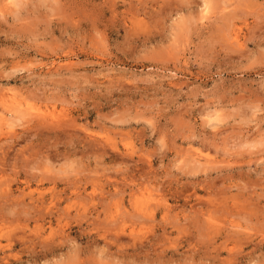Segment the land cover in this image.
<instances>
[{"label": "clouds", "instance_id": "obj_1", "mask_svg": "<svg viewBox=\"0 0 264 264\" xmlns=\"http://www.w3.org/2000/svg\"><path fill=\"white\" fill-rule=\"evenodd\" d=\"M87 3L95 16L73 25L70 0H0L5 24V11L19 22L28 5L36 20L0 47V168L33 183L97 189L47 211L27 203L30 214L10 201L0 214V264L9 253L18 257L9 264H264V87L242 83L264 71V0ZM58 59L75 63L54 68ZM231 63L240 71L227 77L240 83L222 91L217 76ZM29 105H55L71 120L62 131L46 128ZM193 189L229 197L212 209L218 226L199 211L205 201L184 200ZM73 199L84 206L66 208ZM17 224L27 227H2ZM125 225L151 231L110 243ZM67 244L92 251L65 260Z\"/></svg>", "mask_w": 264, "mask_h": 264}, {"label": "rangeland", "instance_id": "obj_2", "mask_svg": "<svg viewBox=\"0 0 264 264\" xmlns=\"http://www.w3.org/2000/svg\"><path fill=\"white\" fill-rule=\"evenodd\" d=\"M72 6H73V12L71 15V23L73 25L78 24L81 21L82 17H94L95 13L91 12L92 6L91 4L87 3V0H70ZM17 3H22V0H17ZM5 16H7L8 23L5 24L3 21H0V47L6 46L7 43H11L17 39L18 36L22 35L23 32L27 29H29L32 25L36 23L34 14L32 12L31 5H28L27 7H21V9L18 12L19 22H15L13 20V17L8 15V12H4ZM42 15V12H41ZM258 25L261 26L262 30H264V17H261L258 20ZM248 25L245 24L242 28H238V32H247ZM40 28H43V25H40ZM253 35V34H250ZM255 35H258V33H255ZM7 38V41H6ZM98 38L100 40H104L105 37L103 34H99ZM234 39H239V36L234 37ZM26 42V41H25ZM117 43L120 47H125L126 45H120L119 42ZM131 43V42H129ZM106 50V46H105ZM81 51H83L81 49ZM227 53V49L225 50ZM75 53H65V57L69 55H74ZM93 56H95L97 61H104L106 59L103 55H97L95 52L92 53ZM74 61L71 59H64V60H57L53 61V67L54 68H64L74 65ZM234 71L239 72L240 71V64L238 63H231L228 65V68L224 70L221 74H218L217 79H224V84L221 85L222 91H227L230 87L234 86L235 84H239L240 82L235 81L234 78H228L227 77V71ZM244 87H247L249 89H255L259 91L262 87H264V71L261 72L260 75H258L255 79V82H250L248 80H245L242 82ZM33 113H35L37 117L36 123L44 126L46 128H53L55 130L62 131L66 125H68V122L71 120V117L66 113V110L63 108H57L55 105H53L51 108H49L47 105L40 106V105H29ZM72 128H79L80 130L84 131L88 137H103L104 139L108 140L110 143L114 145V141H111L110 138L105 136L103 133L98 131L90 130L83 125L77 124L75 121L69 125ZM22 153H24L25 158H27V153L24 149L20 150ZM55 162V161H54ZM10 171V165L6 166L5 171L0 168V214H7L10 209L14 207L13 203H19L15 205L17 209V214H30L29 209L24 207L27 203L35 204L39 208H43L45 211L50 209L57 201H66L67 196H76L77 194H85V195H96L97 189L95 187H92L89 189L88 185H77L70 190L67 188H58L56 183L50 182L46 179L41 178L37 182L33 183L28 179L21 177H16L15 175L9 176L7 175V172ZM208 191H212V188L209 187L207 189ZM201 191H204L203 186H201ZM139 201V198H137ZM193 200L195 203H200L202 201H205L208 205L207 209H199L201 213H204L207 211L208 213V220L209 223L212 225L218 226V221L215 220L212 215V209L215 208L217 210L225 207L228 204L229 197L227 195L221 197L220 199H217L214 196H207L204 197L200 193H198L195 189H193L191 192L185 194L184 200L187 202L188 200ZM78 203L83 207V203L79 202L75 199L72 200L70 204H65V207L68 209H71L72 207L76 206ZM95 203V201H93ZM240 203L236 199L231 200L232 206H235L236 204ZM118 211V208H117ZM165 218H167V213H165ZM5 228L8 232H15L21 227H27L25 225L17 224L15 226H9L5 225L2 226ZM125 228H127V225L123 226L119 231L113 233V235L117 238L116 240L109 241L110 243H117V240L122 235H128L135 239L138 237L145 236L148 232L151 231V228H140V229H132L128 232H125ZM184 235H187V231L183 233ZM51 233L48 237L45 239H50ZM104 238L103 236L101 237ZM123 239V238H122ZM176 239H180L179 236L176 237ZM9 247H11L9 245ZM49 246L48 245H42V250H46ZM67 248V253L65 255V260H71L73 257L77 255H84L88 252L92 251L91 248H84L81 250L79 247H73L71 244L65 245ZM119 247L121 249L128 247V245L120 244ZM170 247L175 248V243L170 244ZM18 257L12 253H9L8 258L4 261V264H9L10 260L17 259Z\"/></svg>", "mask_w": 264, "mask_h": 264}]
</instances>
